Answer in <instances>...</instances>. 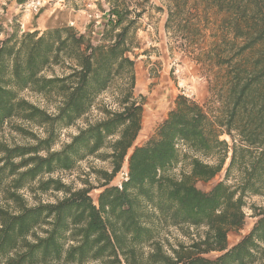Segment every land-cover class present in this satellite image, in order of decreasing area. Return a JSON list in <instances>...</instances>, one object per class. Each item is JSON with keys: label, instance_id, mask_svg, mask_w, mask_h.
I'll return each mask as SVG.
<instances>
[{"label": "trees", "instance_id": "1", "mask_svg": "<svg viewBox=\"0 0 264 264\" xmlns=\"http://www.w3.org/2000/svg\"><path fill=\"white\" fill-rule=\"evenodd\" d=\"M159 1L166 32L187 40L200 38L207 13L218 18V35L195 56L216 69L209 90L218 106L177 96L140 146L135 31L149 0H106L97 44L68 26L0 40V130L18 120L40 131L11 125L26 143L0 142V264H264V208L249 206L252 228L232 246L227 240L245 226V198L264 199V0ZM24 91L53 102V112L23 98ZM107 94L109 102L101 99ZM78 122L54 150L59 132ZM90 157L110 167L95 172L96 187L72 189L53 178ZM181 159L188 171L170 177ZM226 160L224 180L199 190L196 183L214 179ZM125 161L124 180L111 185ZM24 190L62 197L28 205ZM168 228L195 233L172 244Z\"/></svg>", "mask_w": 264, "mask_h": 264}, {"label": "rangeland", "instance_id": "2", "mask_svg": "<svg viewBox=\"0 0 264 264\" xmlns=\"http://www.w3.org/2000/svg\"><path fill=\"white\" fill-rule=\"evenodd\" d=\"M105 2L106 0H44L42 7L35 14L20 7L19 0H0V40L13 32L20 34V25L22 24L24 32H42L55 26H68L81 34L89 33L90 38L97 44L98 32L106 19L104 11L107 6ZM149 2L151 7H148L140 18L135 31L134 95L135 98L143 97L142 128L135 141L137 146L154 137L160 123L174 107L177 96H183L206 108L214 109L218 106L213 98V93L209 90V83L216 69L206 63L204 59L195 58L202 50H207L215 36L218 35V18L210 12L207 13L199 24V28L202 29L200 38L187 40L184 34L167 33L164 28L165 8L161 6L159 0H149ZM154 7H163V11H157ZM22 97L50 113L53 112V102H47L28 91L22 92ZM101 99L109 102L110 96L109 94L103 95ZM95 114L94 111L93 116ZM19 124L37 134L40 133L35 127L13 120L0 130V142L25 144L26 141L14 133L10 127ZM82 125V122H78L74 127L62 129L53 149L58 150L62 144L68 142L69 137L74 135L77 128ZM221 139L229 141L224 136ZM179 150L181 154H186L187 158L194 156L186 146H180ZM196 157L204 162H213L212 158H205L198 154ZM227 164L228 160H226L223 170L214 179L207 183L197 182L196 187L203 192H208L215 183L224 180V170ZM109 170L108 162L90 157L78 163L73 171L57 172L53 178L60 179L72 189L82 188L83 182L96 187L98 182L95 172ZM187 171L188 159H181L167 171V174L172 178H178L182 172ZM126 172L127 161L124 162L121 171L116 175L111 185L118 186L124 180ZM232 178L227 181L228 184L233 182ZM99 192V189H94L90 196L95 200ZM22 194L28 205L39 201L51 203L62 197L61 193L32 194L29 190H24ZM245 202L247 203L245 226L241 231L229 233L227 240L230 246L236 244L246 235L256 220L253 217L254 213L249 210V206L264 208V199L261 197H246ZM194 233L193 230L175 228H168L164 231V235L172 244L187 243L188 235H194ZM214 256L216 254L209 255V257Z\"/></svg>", "mask_w": 264, "mask_h": 264}, {"label": "built area", "instance_id": "3", "mask_svg": "<svg viewBox=\"0 0 264 264\" xmlns=\"http://www.w3.org/2000/svg\"><path fill=\"white\" fill-rule=\"evenodd\" d=\"M44 0H27L23 5H19L23 7L27 12L37 13L39 9L42 7ZM24 33V26L20 25V34Z\"/></svg>", "mask_w": 264, "mask_h": 264}, {"label": "crops", "instance_id": "4", "mask_svg": "<svg viewBox=\"0 0 264 264\" xmlns=\"http://www.w3.org/2000/svg\"><path fill=\"white\" fill-rule=\"evenodd\" d=\"M27 0H19V5H23Z\"/></svg>", "mask_w": 264, "mask_h": 264}]
</instances>
